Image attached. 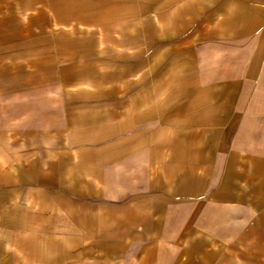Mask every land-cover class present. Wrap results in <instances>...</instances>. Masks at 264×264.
Segmentation results:
<instances>
[{
  "label": "crops",
  "instance_id": "1",
  "mask_svg": "<svg viewBox=\"0 0 264 264\" xmlns=\"http://www.w3.org/2000/svg\"><path fill=\"white\" fill-rule=\"evenodd\" d=\"M0 264H264V0H0Z\"/></svg>",
  "mask_w": 264,
  "mask_h": 264
}]
</instances>
